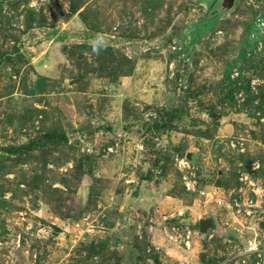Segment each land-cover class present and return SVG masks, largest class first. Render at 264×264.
I'll list each match as a JSON object with an SVG mask.
<instances>
[{"label":"rangeland","instance_id":"obj_1","mask_svg":"<svg viewBox=\"0 0 264 264\" xmlns=\"http://www.w3.org/2000/svg\"><path fill=\"white\" fill-rule=\"evenodd\" d=\"M0 264H264V0H0Z\"/></svg>","mask_w":264,"mask_h":264},{"label":"water","instance_id":"obj_2","mask_svg":"<svg viewBox=\"0 0 264 264\" xmlns=\"http://www.w3.org/2000/svg\"><path fill=\"white\" fill-rule=\"evenodd\" d=\"M214 224L211 218L205 217L199 219V230L201 232H206L208 229L213 228Z\"/></svg>","mask_w":264,"mask_h":264},{"label":"built area","instance_id":"obj_3","mask_svg":"<svg viewBox=\"0 0 264 264\" xmlns=\"http://www.w3.org/2000/svg\"><path fill=\"white\" fill-rule=\"evenodd\" d=\"M185 186L189 189H194L195 187V180L191 179V178H188L186 181H185ZM151 228H153V225H151ZM165 231H167V228L165 226L164 228ZM188 241H186L185 243L187 244Z\"/></svg>","mask_w":264,"mask_h":264},{"label":"clouds","instance_id":"obj_4","mask_svg":"<svg viewBox=\"0 0 264 264\" xmlns=\"http://www.w3.org/2000/svg\"><path fill=\"white\" fill-rule=\"evenodd\" d=\"M94 49H95V45H94Z\"/></svg>","mask_w":264,"mask_h":264}]
</instances>
